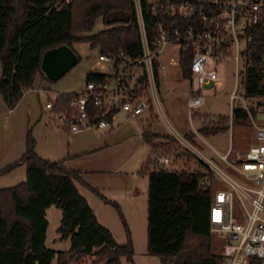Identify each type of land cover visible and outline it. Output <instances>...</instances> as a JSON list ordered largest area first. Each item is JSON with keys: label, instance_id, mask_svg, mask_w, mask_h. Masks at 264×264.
Returning <instances> with one entry per match:
<instances>
[{"label": "trees", "instance_id": "obj_1", "mask_svg": "<svg viewBox=\"0 0 264 264\" xmlns=\"http://www.w3.org/2000/svg\"><path fill=\"white\" fill-rule=\"evenodd\" d=\"M140 2L146 10L148 1ZM98 17L104 27L89 33ZM77 42H87L102 54L123 51L129 58L139 56L141 42L132 0H0V96L7 107L17 104L36 76L52 82L41 70L44 51L63 44L72 48ZM263 53L264 32L253 27L243 53L250 56V65L241 69L240 85L247 100L261 96L260 103L264 102ZM188 58V51L180 54L183 78L188 76ZM90 79L103 82L105 75L89 71L85 80ZM74 95L58 94L55 104L63 107ZM221 119L203 123L197 131L209 136L226 130L228 117L223 115ZM246 123L248 114L238 103L233 107L231 124ZM141 135L155 160L160 155L168 156L171 145L178 143L173 135H158L150 126L144 127ZM184 137L191 141L193 135L185 133ZM34 146L29 126L23 154L0 168L1 176L18 165L25 166L22 181L0 187V264H50L54 257L55 264H82L84 260L88 264H122V257L132 262L130 231L116 202L89 187L115 208L126 236L123 244L117 243L112 232L97 220L78 191L79 173L65 168L61 161L42 158ZM190 157L199 168L153 166L150 157L142 165L141 173L147 175L145 253L158 257L163 264H222L221 254L212 250L208 220L216 185L213 172L196 155ZM50 205L60 210L55 231L59 240H69L65 250L45 246V210Z\"/></svg>", "mask_w": 264, "mask_h": 264}, {"label": "built area", "instance_id": "obj_2", "mask_svg": "<svg viewBox=\"0 0 264 264\" xmlns=\"http://www.w3.org/2000/svg\"><path fill=\"white\" fill-rule=\"evenodd\" d=\"M147 1L149 6L144 10L140 0H132L141 54L129 58L123 51L116 55L98 53L95 59L98 68L92 71L105 75L104 81L86 80L83 89L75 92L67 105L59 107L55 99H49L44 108L54 123L70 132L105 128L108 114L112 117L120 112L125 118L136 117L149 108L151 99L158 106L155 69L158 57L167 47L172 51L168 63L179 69L180 54L189 53L188 76L184 79L190 93L187 106L191 112L204 103L202 85L221 84L217 66L231 62L234 87L229 94L230 116L233 100L238 99L254 128L255 141L237 155L235 163L227 159V154L220 155L236 176L202 158L223 183L213 187L208 220L210 232L223 240L222 264H249V261L264 264V102L260 103L261 96H253L260 99L251 111L244 95L236 93L238 86L241 88V69L250 65V56L243 53L249 45L252 28L264 32V0ZM261 66L264 76V53ZM138 67L141 71L135 73ZM111 78L113 86H109ZM147 92L150 98L146 97ZM180 141L189 144L183 138ZM168 161L167 155H160L156 165L167 167Z\"/></svg>", "mask_w": 264, "mask_h": 264}, {"label": "rangeland", "instance_id": "obj_3", "mask_svg": "<svg viewBox=\"0 0 264 264\" xmlns=\"http://www.w3.org/2000/svg\"><path fill=\"white\" fill-rule=\"evenodd\" d=\"M103 27L104 26L102 23V19L101 17H98L92 30L89 33H95ZM59 46H63L68 51L73 62L63 74H60L58 77L53 79L52 82H49L45 79H37V81L40 82L39 84L41 86L50 88L46 89L48 90L50 97H53L60 92H78L79 90L83 89L85 84V73L88 70L95 69V66L93 65L99 53L97 49L90 48L87 42L74 43L72 48L65 44ZM170 55H172L171 49L165 47L158 60H168V57ZM134 71L135 73H138L141 71V68H135ZM216 71L218 77L221 79V84L218 86H214L212 83L202 85L201 91L204 95V103L199 108L194 109L190 112L187 106V101L190 93H187V83L184 79L180 78L178 68L168 67L164 70L163 67H161L160 69L161 78L159 79L158 87L159 104L158 106H156L154 100H150V106L152 107L153 114H149L150 119L148 122H152L153 128L156 131H162L165 133H157L158 135L171 134L178 140V143H173L171 145L172 152L168 154L169 161L167 163V167L169 168H187L190 170L197 169L199 168V165L193 158L190 157L191 155H196L200 160H202V158L204 157L214 162L218 167H220L222 170L227 171L232 176L237 175L227 165L226 162L220 159V155L227 154V159L232 162V159L236 158L237 155H241L242 153H244L254 139L253 130L251 126L246 123L244 125L236 126L237 129L241 130V132H239L235 128V126L231 124L232 116H229L228 114L230 112L229 94L234 87V80L232 75L233 66L231 62H222L217 66ZM113 85L114 81L111 78L109 80V86ZM236 93L239 96L243 97L240 86H238ZM146 97L150 98V93L147 92ZM45 98H47V96L44 92L40 94L39 100L33 101L34 109L38 110L40 106L44 104ZM259 99L260 98H252L248 101L246 99V103L251 111H253L255 107L258 106L256 105V103L259 102ZM2 102L3 100L0 96V104H2ZM238 102V99L233 100V105L235 106L236 104H238ZM3 110H5V108ZM145 111L146 110H144V112H142L140 115V118L143 119L142 122L144 124L147 122V120L144 119L146 116ZM223 115H226L228 117V120H226L228 128L226 130L219 131L215 134H210L209 136H203L197 131L198 127L201 124H207L209 121L217 122L218 120H222L221 118H223ZM185 133H191L193 135L191 141L185 139ZM181 138L185 139L189 144H187L186 142L182 143V141H180ZM126 150H128L129 152L131 150L140 151L141 147H139L136 141L133 140L128 146L125 145V143H122L118 147L115 146V151L117 153H124ZM143 150L150 156V159H153V166H157L155 155H152V153H150L147 148ZM134 159L135 158L131 160V158H129L126 164L132 167L134 165ZM107 167L110 171H114L116 169L113 166ZM22 168L25 167L22 165ZM213 177V181L216 184L215 186H223V183L218 179L215 173L213 174ZM24 178L25 177L23 176H19L17 169H15L9 174L0 176V187L14 185L22 181ZM236 179L240 180V178L238 177H236ZM140 189H143L145 192L142 208H125L123 212L124 219L128 224L131 239L134 240L135 247V262L127 263L123 261V264H163L158 257L145 253V190L147 189V179L142 181V185H139V190ZM101 204L104 212H99L98 208H96L100 220L104 222L108 229L112 232L117 243H125V232L115 208L110 204ZM45 211L46 217L48 219V226L46 228L44 241L45 246L53 250L67 249L69 247V240H57L56 242H52V238L57 236L55 229L60 220V210L54 205H50L46 208ZM211 243L212 250L216 253H220L223 246V240L220 239L217 235L211 233ZM82 264H88V260H84Z\"/></svg>", "mask_w": 264, "mask_h": 264}, {"label": "crops", "instance_id": "obj_4", "mask_svg": "<svg viewBox=\"0 0 264 264\" xmlns=\"http://www.w3.org/2000/svg\"><path fill=\"white\" fill-rule=\"evenodd\" d=\"M158 59L156 63L157 91L159 79L161 78V67L164 70L168 67H177L168 63L169 57L168 60L163 61ZM93 66L98 68L95 61ZM92 70H88L87 72H93ZM178 70L180 78L184 79L179 67ZM37 79L42 80L36 76L32 87L24 91L22 97L13 108H8L4 102L0 104V168L17 160L23 154L25 150L26 130L30 126L35 140L34 148L39 156L51 161H61L65 168L79 173L81 183H77L78 191L85 197L101 224L105 225L100 220L96 208H98L99 212H104L101 203H108L95 195L89 187L97 188L107 200L116 202L123 217L125 208H142L145 192L143 189L139 190V185H142V181L147 179V175L141 173V168L145 160L150 157L143 150L147 148L150 152L149 146L142 139V129L150 126L154 133L165 134L162 131H156L153 128L152 122H148L150 119L149 114H153L150 103V107L145 111L146 116L144 119L147 120L145 124L142 122L143 119L140 118L141 114L133 118H125L122 113L117 112L108 119L109 123L105 128L97 131L81 129L77 132H70L67 127L54 123L49 111L44 108V104L39 105L40 108L38 110L34 109L33 101H38L40 94L43 92L47 96L44 103L49 99H55L58 94L72 92H60L50 97L48 90H46L50 88L41 86ZM4 108L5 110H3ZM228 114L230 116V112ZM248 125L251 126L250 121ZM251 128L253 130V143L255 141V131L252 126ZM237 130L241 132V130ZM132 140L136 141L138 146L141 147L140 151L131 150L129 152V149L124 153H117L115 151V146L118 147L122 143L128 146ZM129 158L131 160L135 158L132 167L126 164ZM232 160L231 163H235L237 157ZM22 165L16 166L12 171L17 169L18 175L25 177V168H22ZM107 166H113L116 169L110 171ZM145 191L147 199V189ZM58 236L57 234V236L53 237L52 242H56L57 240L65 241L59 240ZM132 244L135 250L134 240H132ZM134 254L132 263L135 262ZM123 261L131 263L126 261L124 257L121 258L122 264ZM50 264H55V257Z\"/></svg>", "mask_w": 264, "mask_h": 264}, {"label": "water", "instance_id": "obj_5", "mask_svg": "<svg viewBox=\"0 0 264 264\" xmlns=\"http://www.w3.org/2000/svg\"><path fill=\"white\" fill-rule=\"evenodd\" d=\"M73 60L63 46H56L44 51L41 59V70L49 79H55L63 74Z\"/></svg>", "mask_w": 264, "mask_h": 264}]
</instances>
